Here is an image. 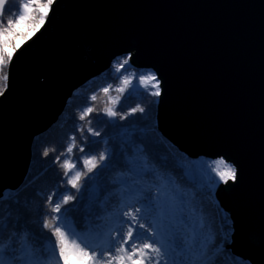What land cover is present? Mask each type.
Listing matches in <instances>:
<instances>
[{
    "label": "water",
    "instance_id": "water-1",
    "mask_svg": "<svg viewBox=\"0 0 264 264\" xmlns=\"http://www.w3.org/2000/svg\"><path fill=\"white\" fill-rule=\"evenodd\" d=\"M126 56L160 83L162 136L190 159L235 166L237 180L217 192L228 250L264 264V0H55L9 66L0 189L25 184L36 139Z\"/></svg>",
    "mask_w": 264,
    "mask_h": 264
},
{
    "label": "snow or ice",
    "instance_id": "snow-or-ice-1",
    "mask_svg": "<svg viewBox=\"0 0 264 264\" xmlns=\"http://www.w3.org/2000/svg\"><path fill=\"white\" fill-rule=\"evenodd\" d=\"M53 3L54 0H47L39 5L38 22L29 26L31 32L25 40L45 24ZM32 8L31 3L17 5L21 14L15 20L0 21L8 26L0 33L3 37L0 96L7 90L9 79L3 70L14 55V51L5 50L9 46L7 37L30 18ZM4 13L12 15L11 0H0V17ZM130 60L131 57L125 58L117 65V70H124ZM145 80L154 82L155 90L151 95L160 96L157 77L140 76L138 84ZM91 99L94 101L96 97ZM92 111L89 107L81 113L80 119H85ZM105 111L111 117L117 116L114 110ZM137 111L143 113L145 109L133 108L130 114ZM89 131L94 136L100 135L92 128ZM118 136L119 143L113 145L111 162L102 166V171H115L106 177L102 173L90 177L88 187L81 192L82 177L109 161V154L101 152L98 157L84 158L86 172L76 170L66 181L77 190L80 205L65 207L77 200V194L51 193L45 198L50 212L42 216L39 232L28 227L30 218L26 212L30 210L31 200L22 196L21 189H0V264H233L227 258V251L216 245L211 227L203 219L202 207H197L194 198L186 195L171 171L158 168L149 158L145 143L147 127L125 130ZM72 139L67 153H72L76 146L75 137ZM79 150L84 151L82 147ZM48 154L44 152L45 156ZM184 159L187 162L179 167L185 177L194 178L201 168H206L214 171L225 184L237 180L235 166L223 158L211 165L206 161ZM61 167L68 176L76 169V164L66 159ZM44 229L51 236L45 235Z\"/></svg>",
    "mask_w": 264,
    "mask_h": 264
},
{
    "label": "trees",
    "instance_id": "trees-1",
    "mask_svg": "<svg viewBox=\"0 0 264 264\" xmlns=\"http://www.w3.org/2000/svg\"><path fill=\"white\" fill-rule=\"evenodd\" d=\"M24 3L33 5L31 16L7 37L9 46L5 50L14 51V54L30 39L25 40L24 37L30 35L29 26L38 22L39 5L47 3V0H11L12 15L5 13L0 21L15 20L21 14L17 11V5ZM7 27L5 22H0V33L4 32ZM2 41L3 37H0V43ZM16 45L19 47L17 48ZM127 57L117 58L109 71L81 88L69 102L60 122L47 134L36 139L30 172L25 184L20 188L22 196L31 200L30 210L26 212V216L30 218L28 227L37 232L41 231L42 216L50 212L45 199L48 195L53 192L57 195L61 193L77 194V190L66 181L76 170L86 172V166L83 165L84 158L92 155L98 157L101 152L109 154V161L102 162L101 167L82 177L81 192H84L88 187L90 177L96 176L97 173H102V176L106 177L115 171V169H103L102 171V166L111 162L113 145L119 143V133L147 127L148 136L145 143L149 158L158 168L171 171L186 195L189 198H194L197 207H202L203 219L210 225L216 245L222 246V249L227 251L228 260L233 261V264H249L235 256L232 250H228L232 244L233 225L230 216L224 211L217 198V192L224 184L223 181L214 171H204L203 168L200 169L196 177H185L182 174L183 170L179 167L180 164L187 162L185 157L195 162H212L205 159L188 158L162 136L157 124L159 96L151 95V91H154L155 88H146L143 83L138 84L140 76L147 77L152 75V72L137 69L132 66L131 62L125 66L124 70L118 71L117 65ZM10 64L3 70L7 74H9ZM2 74L3 72H0V75ZM0 85H2V81H0ZM104 88H108L109 91L104 92ZM92 96L96 97L94 101L91 99ZM89 107L93 108V111L81 120V113L86 112ZM138 107H143L145 111L130 114L133 108ZM106 109L116 111L117 116L107 115ZM122 116L126 119H122ZM89 128L100 132V135H92ZM73 137H75L76 146L72 153H67L68 147L73 144ZM81 147L84 149L83 152L79 150ZM45 151L49 153L47 156L44 155ZM66 159L70 164H76V169L69 172L68 176H65L66 169L61 167ZM55 202L54 198L53 203ZM80 203V197L77 194V200L70 202L65 207L71 208L74 204L80 205ZM43 232L45 235L51 236L48 230L44 229Z\"/></svg>",
    "mask_w": 264,
    "mask_h": 264
},
{
    "label": "rangeland",
    "instance_id": "rangeland-1",
    "mask_svg": "<svg viewBox=\"0 0 264 264\" xmlns=\"http://www.w3.org/2000/svg\"><path fill=\"white\" fill-rule=\"evenodd\" d=\"M54 1H55V0H54ZM152 75H155V74L152 73ZM155 76H156V75H155ZM143 85H144V87H146V88H155V87H154V82H152V81L145 80L144 83H143ZM159 86H160V83H159ZM207 161H209V162H213V161H211V160H207ZM214 161H216V160H214ZM209 165H211V163H209ZM203 170H204V171H208L209 169L203 168ZM224 184H225V183H224Z\"/></svg>",
    "mask_w": 264,
    "mask_h": 264
}]
</instances>
